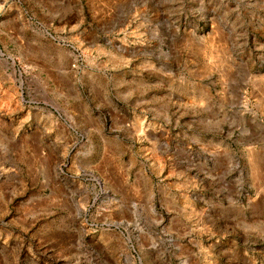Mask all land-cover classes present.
<instances>
[{
    "label": "rangeland",
    "instance_id": "obj_1",
    "mask_svg": "<svg viewBox=\"0 0 264 264\" xmlns=\"http://www.w3.org/2000/svg\"><path fill=\"white\" fill-rule=\"evenodd\" d=\"M0 264H264V0H0Z\"/></svg>",
    "mask_w": 264,
    "mask_h": 264
},
{
    "label": "crops",
    "instance_id": "obj_2",
    "mask_svg": "<svg viewBox=\"0 0 264 264\" xmlns=\"http://www.w3.org/2000/svg\"><path fill=\"white\" fill-rule=\"evenodd\" d=\"M96 97L100 96L99 90L93 89L92 95ZM66 138L64 143L67 144V147H70L72 144L76 143L77 137L81 134L77 133L71 127L66 128ZM85 140L89 148L93 149L95 143L99 144V147L106 151V159L112 157V153H109L112 150L118 151L117 153L122 154V147L124 142H126V135L121 131V127L114 128V130L105 131L104 129L90 128L85 132ZM106 160V161H107ZM105 174L111 175L114 172L111 170V165L109 162H106L105 165Z\"/></svg>",
    "mask_w": 264,
    "mask_h": 264
},
{
    "label": "built area",
    "instance_id": "obj_3",
    "mask_svg": "<svg viewBox=\"0 0 264 264\" xmlns=\"http://www.w3.org/2000/svg\"><path fill=\"white\" fill-rule=\"evenodd\" d=\"M76 63H77V58L75 56H73L71 66L76 67Z\"/></svg>",
    "mask_w": 264,
    "mask_h": 264
}]
</instances>
